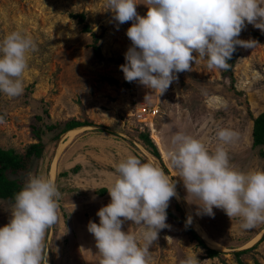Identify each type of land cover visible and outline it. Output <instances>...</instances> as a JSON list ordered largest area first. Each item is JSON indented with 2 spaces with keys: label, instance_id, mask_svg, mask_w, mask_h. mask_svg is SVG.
Masks as SVG:
<instances>
[{
  "label": "rangeland",
  "instance_id": "rangeland-1",
  "mask_svg": "<svg viewBox=\"0 0 264 264\" xmlns=\"http://www.w3.org/2000/svg\"><path fill=\"white\" fill-rule=\"evenodd\" d=\"M137 2V13L145 16V0ZM107 4L108 0H0V40L7 33L20 31L37 44L36 51L28 54L23 93L14 98L0 93V116L4 117L0 147L23 151L36 142V115H42L44 123L72 118L89 123L72 139L65 134L53 139L51 132H45L44 154L30 171L50 178L56 158L52 180L61 197L58 221L45 233L48 264H99L88 224H99L98 210L111 201L107 188L117 176L115 166L130 154L159 167L176 184L177 196L171 198L168 209L187 219L192 216L194 231L208 247L220 252L209 257L206 249L167 215L170 228L161 230L150 247V264H180L189 253L199 264H239L234 252L243 250H248L239 256L244 264H264V223L244 230L239 217L231 220L221 209H213L214 218L197 215L200 201L188 196L168 156L176 132L192 135L212 150L219 143L215 135L218 127H229L239 133L227 146L231 166L243 172L263 170L264 157L252 146V130L253 117L264 111V43L253 32H264L246 22L239 39H252L257 45L238 46L232 75L221 69L209 70L206 60L193 61L192 70L176 74L178 79L160 95L139 81L125 80L120 66L126 63L125 53L132 46L126 33L133 21L119 24ZM79 13L98 36L102 59L95 55L94 39L83 29L84 23L72 17ZM154 107L160 113L151 116L149 109ZM145 131L160 151L159 157L140 142L138 135ZM60 143L63 146L58 152ZM14 203L0 198V228L10 222ZM201 229L225 250L209 245L200 235ZM122 230L135 234L139 228L125 221ZM260 230L259 239L247 245Z\"/></svg>",
  "mask_w": 264,
  "mask_h": 264
},
{
  "label": "clouds",
  "instance_id": "clouds-1",
  "mask_svg": "<svg viewBox=\"0 0 264 264\" xmlns=\"http://www.w3.org/2000/svg\"><path fill=\"white\" fill-rule=\"evenodd\" d=\"M137 4V0H108L115 21H133L126 33L132 46L120 69L127 82L139 81L160 95L178 79L176 74L192 70L193 61L206 60L209 70L227 71L237 46L257 45L255 40L239 39L246 22L264 32V0H145V16L137 13ZM36 49L34 39L20 31L0 40V93L9 98L23 93L28 54ZM215 135L219 143L209 150L192 135L176 132L168 148L170 162L188 196L200 201L197 215L214 218L213 209H221L231 220L239 217L241 227L250 230L264 223V170L233 168L227 146L239 133L218 127ZM115 170L117 176L107 188L111 201L98 210L99 224H88L99 264H150V247L161 230L170 228L166 210L177 196L176 184L159 167L131 154ZM60 197L53 180L29 173L15 195L10 222L0 228V264H48L45 233L58 221ZM192 220L188 216L186 226ZM125 221L137 225L138 232L123 231ZM180 264L199 262L189 253Z\"/></svg>",
  "mask_w": 264,
  "mask_h": 264
},
{
  "label": "trees",
  "instance_id": "trees-1",
  "mask_svg": "<svg viewBox=\"0 0 264 264\" xmlns=\"http://www.w3.org/2000/svg\"><path fill=\"white\" fill-rule=\"evenodd\" d=\"M73 18L83 24V29L89 32L94 42L92 44L93 51L98 58H103L101 51V45L98 42V36L88 23L85 22V16L83 13L73 14ZM254 37L264 43V35L261 32L254 31ZM239 56L238 46L236 51L233 53L231 60H229L230 68L225 71L227 75H232L233 67ZM36 124H33V132L37 139L36 142L30 143L26 146L23 151L16 150L14 148H2L0 147V198L10 200L15 202V195L22 190L26 177L30 173L33 164L37 159H40L45 150V142L43 140V134L45 132H51L53 139H58L62 134L67 132L70 129L88 125V121H80L77 119H69L67 121H58L55 123H44L42 115H36ZM140 142L147 148L149 151L159 157L160 151L155 145L154 141L149 137L148 132H140L138 135ZM252 146L254 148H259L261 156L264 157V111L259 113L256 117H253V130H252ZM74 170H77L74 168ZM264 170V165H263ZM105 190L103 189L102 192ZM167 215L177 220L182 227L192 239L198 242L202 247L206 249V253L209 257H216L220 254L218 250L208 247L204 241L199 237V235L194 231L191 225L186 226L187 218L185 216H177L170 209L167 208ZM248 250L236 251L234 255L236 256L239 264H244L239 256Z\"/></svg>",
  "mask_w": 264,
  "mask_h": 264
},
{
  "label": "bare ground",
  "instance_id": "bare-ground-1",
  "mask_svg": "<svg viewBox=\"0 0 264 264\" xmlns=\"http://www.w3.org/2000/svg\"><path fill=\"white\" fill-rule=\"evenodd\" d=\"M87 126H80V127H76V128H73L71 130H68L66 133H64L66 135V137H73L75 134L77 135L78 132H80L82 129H85ZM156 140V136H153ZM69 138V139H70ZM72 139V138H71ZM68 141V140H67ZM70 142V141H68ZM65 143V142H64ZM63 144L60 143L59 147H58V152L60 151L61 152V148H62ZM55 174H56V158L55 160L52 162V165H51V170H50V178L51 180L55 177ZM201 228V227H200ZM204 228V227H203ZM208 231H205V230H200V235L205 239V241L213 246L214 248L216 247L217 249L219 250H225V247L221 244H219L218 242H216L213 238H211L208 234H207ZM261 233L262 231H259L255 236H253L248 242H247V245H250V244H253L255 243L259 237L261 236ZM49 262V261H48Z\"/></svg>",
  "mask_w": 264,
  "mask_h": 264
},
{
  "label": "built area",
  "instance_id": "built-area-1",
  "mask_svg": "<svg viewBox=\"0 0 264 264\" xmlns=\"http://www.w3.org/2000/svg\"><path fill=\"white\" fill-rule=\"evenodd\" d=\"M159 113H160V109L157 108V107H154V108H150L149 109V115H151V116H155V115H157Z\"/></svg>",
  "mask_w": 264,
  "mask_h": 264
},
{
  "label": "crops",
  "instance_id": "crops-1",
  "mask_svg": "<svg viewBox=\"0 0 264 264\" xmlns=\"http://www.w3.org/2000/svg\"><path fill=\"white\" fill-rule=\"evenodd\" d=\"M80 127V126H79ZM261 231V230H260Z\"/></svg>",
  "mask_w": 264,
  "mask_h": 264
}]
</instances>
